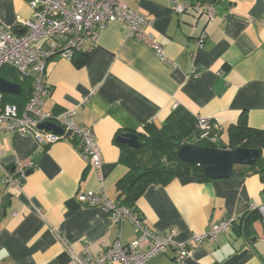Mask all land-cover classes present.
Listing matches in <instances>:
<instances>
[{"label": "crops", "instance_id": "obj_1", "mask_svg": "<svg viewBox=\"0 0 264 264\" xmlns=\"http://www.w3.org/2000/svg\"><path fill=\"white\" fill-rule=\"evenodd\" d=\"M123 1L152 20L150 31L166 59L114 20L99 31L95 45L76 54H86L81 66L62 57L51 60L43 109L54 116L74 110L73 120L92 128L103 154L102 178L70 140L44 145L33 136L0 133V264H74V253L84 246L99 254L103 244H113L119 229L109 212L82 204L77 194L104 190L118 201L116 184L126 166L116 136L140 132L147 124L161 126L177 106L211 118L224 145L231 126L245 119L261 133L243 144L264 155V0ZM173 1L214 3L216 18L206 26L203 47L196 39L204 20L177 13ZM32 15L28 0H0V23L9 28ZM16 163L29 169L20 186L5 195L2 179ZM263 203L258 173L211 180L184 175L150 186L136 208L151 228L175 229L178 241L225 219L235 221L216 242L196 244L185 262L174 260L169 248L147 264H264L263 217L258 211L250 224L244 217L254 218ZM138 235L131 222L123 224L122 244Z\"/></svg>", "mask_w": 264, "mask_h": 264}, {"label": "built area", "instance_id": "obj_2", "mask_svg": "<svg viewBox=\"0 0 264 264\" xmlns=\"http://www.w3.org/2000/svg\"><path fill=\"white\" fill-rule=\"evenodd\" d=\"M33 10L31 18L20 20L14 28L0 23V68H14L20 80L31 78L32 92L23 109L16 103L4 102L0 91V133H18L33 136L40 144H52L60 140L74 141L82 158L93 166L102 178L103 154L91 127L79 124L72 118L74 110L54 116L43 109L50 93L48 68L56 57L72 60L87 45H95L99 31L110 21L127 24L128 33L147 44L161 59H166L160 40L150 31L152 20L129 7L123 0H28ZM177 13L192 12L204 25L196 39L198 47L207 40L206 26L216 18L214 3H180L173 1ZM199 137L211 144L219 142V127L211 118L198 117ZM44 122H53L62 128V134L40 129ZM28 166L16 163L13 171L6 170L2 179L3 194L18 188ZM79 202L98 206L109 212L119 229L118 238L111 245L103 244L102 252L93 254L87 246L73 255L74 264H147L157 254L174 250V260L185 262L192 256L193 248L203 241L216 242L234 224L225 219L214 224L209 231L195 234L185 241L176 239L177 231L167 233L146 224L138 209L126 207L110 200L104 190L82 191L77 194ZM3 199H0V207ZM264 220V203L257 207ZM131 222L139 232L137 238L124 245L121 242L123 224Z\"/></svg>", "mask_w": 264, "mask_h": 264}, {"label": "trees", "instance_id": "obj_3", "mask_svg": "<svg viewBox=\"0 0 264 264\" xmlns=\"http://www.w3.org/2000/svg\"><path fill=\"white\" fill-rule=\"evenodd\" d=\"M75 56L72 60L76 65L81 66L85 61L86 54L80 58ZM0 72L4 73V75L0 73L1 77L18 82L22 87V91L18 95L4 93V102L16 103L20 109H23L32 92L31 78L20 80L18 72L9 66L1 67ZM197 118L198 116L185 107L177 106L161 126L147 124L142 131L135 132L140 140L138 148L118 142L119 135L116 136V143L121 149L120 161L126 166V172L116 184L118 190V201L116 202L118 204L137 209V200L150 186L167 185L180 176L193 175L202 180H211L205 176L199 166L179 158L178 150L184 144L222 148H227V145L230 149H235L246 146L242 142L246 137L261 133V131L249 127L245 123V119H242L243 122L231 126L228 144H211L207 140L200 139ZM72 142L74 143V141ZM253 173L260 174L264 182V155L262 153L254 166H240L234 170L233 175ZM256 212L257 215L252 219L247 215L244 216L249 219L248 224L260 215L257 209L254 213Z\"/></svg>", "mask_w": 264, "mask_h": 264}, {"label": "water", "instance_id": "obj_4", "mask_svg": "<svg viewBox=\"0 0 264 264\" xmlns=\"http://www.w3.org/2000/svg\"><path fill=\"white\" fill-rule=\"evenodd\" d=\"M0 91L18 95L22 87L18 82L6 80L0 76ZM40 129L50 130L62 134V128L53 122H44ZM118 142L133 148L140 146L136 133L125 132L118 136ZM261 149L256 147L240 146L235 149L222 147H208L194 144H184L178 150L181 160L199 166L205 176L210 179L230 178L236 166H254L261 156Z\"/></svg>", "mask_w": 264, "mask_h": 264}, {"label": "rangeland", "instance_id": "obj_5", "mask_svg": "<svg viewBox=\"0 0 264 264\" xmlns=\"http://www.w3.org/2000/svg\"><path fill=\"white\" fill-rule=\"evenodd\" d=\"M2 75H4V73L3 72H0Z\"/></svg>", "mask_w": 264, "mask_h": 264}]
</instances>
